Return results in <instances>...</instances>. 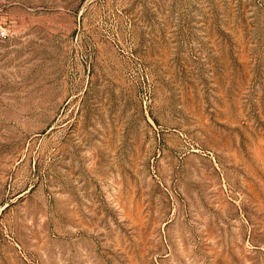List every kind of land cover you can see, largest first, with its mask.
I'll return each mask as SVG.
<instances>
[{
  "label": "rangeland",
  "instance_id": "rangeland-1",
  "mask_svg": "<svg viewBox=\"0 0 264 264\" xmlns=\"http://www.w3.org/2000/svg\"><path fill=\"white\" fill-rule=\"evenodd\" d=\"M0 264H264V0H0Z\"/></svg>",
  "mask_w": 264,
  "mask_h": 264
}]
</instances>
